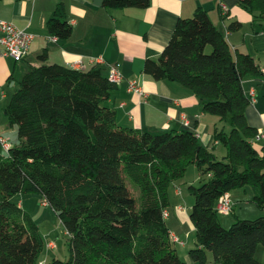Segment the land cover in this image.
<instances>
[{
	"label": "trees",
	"instance_id": "1",
	"mask_svg": "<svg viewBox=\"0 0 264 264\" xmlns=\"http://www.w3.org/2000/svg\"><path fill=\"white\" fill-rule=\"evenodd\" d=\"M148 2L103 0V5ZM238 3L253 21L264 19V0ZM240 25L232 20L227 28ZM46 28L60 38L71 33L58 9ZM38 57L42 62L18 79L3 110L16 126L18 143L0 155V264L43 261L38 226L12 199L28 192L44 198L68 234L69 259L51 264H186L172 247L164 212L169 186L190 164L201 175L198 185H187L196 242L191 258L204 264L208 250L218 264H264L254 256L256 246L264 245V215L237 218L225 227L215 209L220 195L245 185L253 188L252 201L264 207V144H253L256 129L246 120L249 99L241 82L260 70L250 54L231 49L204 9L178 18L143 72L181 83L200 98L205 113L228 122V131L213 132L226 147L222 159L189 129L152 133L118 125L115 111L102 103L116 83L100 67L45 63V51Z\"/></svg>",
	"mask_w": 264,
	"mask_h": 264
},
{
	"label": "crops",
	"instance_id": "2",
	"mask_svg": "<svg viewBox=\"0 0 264 264\" xmlns=\"http://www.w3.org/2000/svg\"><path fill=\"white\" fill-rule=\"evenodd\" d=\"M221 4L227 7L224 14L220 11ZM197 7L207 12L232 50L250 54L259 66L258 74H246L241 82L249 99L245 107L246 120L256 130L264 128V35L259 33L264 27V19L253 21L250 12L240 6L238 0H149L145 7H110L104 6L103 1L95 4L94 0H0V18L12 21L34 35L27 54L21 60L0 56V101L8 98L4 90L6 84L13 78L20 79L25 71L39 65L42 61L38 56L44 51L45 63L66 64L80 69L98 66L105 75L110 64L118 63L123 77L103 101L105 106L115 111L118 125L148 131L189 129L216 156L219 142L213 137L214 129L228 131V122L205 113L200 98L181 83L169 79L155 80L143 72L145 60L157 59L178 18L192 16ZM57 9L61 19L71 26V33L66 38L56 37L46 28V21ZM232 20L241 23L237 30L227 28ZM78 60L80 65L75 64ZM132 78L137 79L144 96L127 90V81ZM0 111L3 110L0 108ZM183 115L187 118V125L183 123ZM13 129L0 112V134H4L10 146L13 144L10 139L15 141V137L9 136H13ZM253 144L260 148L264 140ZM219 150L223 158L226 147L223 145ZM192 171L194 179L186 181L187 185L201 177L197 169L196 173ZM171 185L172 196H178V201L173 202V212L166 208L165 220H172L167 223L171 244L186 264H197L188 253L196 246L194 227L189 219L193 199L189 192H183L177 179ZM177 187L180 188L179 193ZM228 194L233 204L231 212L225 215H232L223 220V224H230L237 218L264 215V207L252 201L251 186L234 188ZM169 201L172 202L170 195ZM17 203L28 211L20 201ZM259 245L254 256L262 261L264 259H260L258 253L264 255V245ZM205 255L204 264H218L210 251L206 250Z\"/></svg>",
	"mask_w": 264,
	"mask_h": 264
},
{
	"label": "rangeland",
	"instance_id": "3",
	"mask_svg": "<svg viewBox=\"0 0 264 264\" xmlns=\"http://www.w3.org/2000/svg\"><path fill=\"white\" fill-rule=\"evenodd\" d=\"M210 49H211V46L207 45L205 48V51L209 52ZM15 79L18 81L19 78L11 79L6 84V86L4 87V90L7 93L8 98L0 101V108L2 110H4V107L6 106V104L9 101V98H10L11 92H12V87H14V85L16 83ZM0 112H1V116L3 117V119L6 122L7 119H6V116L4 115V111H0ZM212 116H215V115H212ZM12 126L14 128L13 129V136L12 135H9V136L15 137V141L13 140V138H11L10 143H13L12 145H15L18 143L17 131H16V126L15 125H12ZM161 131L162 130H152L150 132L159 133ZM219 148H221V149L223 148V145L221 143H219L216 147V157L218 159H220L222 157L221 156L222 151H220ZM5 154H7V149H4L0 145V155H5ZM192 170H194V172L196 173V167H194V165H192V164L188 165L183 176L177 179V182L180 183V187L182 188L183 192H185L186 194H189L188 190H187V182L190 181V179H194L192 177V175H193ZM192 183L194 185H198L200 183V179L197 178L196 180H193ZM248 187L250 188V185H248ZM171 188H172V185L169 186L168 193L170 195V198L172 197V202L170 201L169 205L166 208L171 210V212H173V207H174L173 202L175 203L176 201H178L176 199V197H178V196H174V195L172 196ZM191 197L193 199L192 195H191ZM12 199L14 201H20L21 204H23V207L28 210L29 214L31 215V217L34 219V221L36 222V224L38 226V231L43 238V247H42V250H41L40 255H39V258L43 260V263L44 264H51L53 259H58V260L63 261V262L67 261L69 259V254H70L69 253V245H68V234H67L63 224L59 220L58 216L56 215V213L52 209V207L47 202H45L44 198L39 193H36V192L17 193L14 196H12ZM181 203H183V202H181ZM237 212H239V210ZM231 215L228 216V215H225L222 213H218V217H219L220 222L223 226H225V227L229 226V224H223L222 221L226 220ZM247 219H251V218H247ZM168 222L171 223L172 220L169 221L167 219L166 223H168ZM47 241H52L54 243V246L48 247L46 245ZM259 246H261V245H259ZM258 256L260 257V259H264V258H262V257H264V255H262L261 253H258ZM262 261H264V260H262Z\"/></svg>",
	"mask_w": 264,
	"mask_h": 264
},
{
	"label": "built area",
	"instance_id": "4",
	"mask_svg": "<svg viewBox=\"0 0 264 264\" xmlns=\"http://www.w3.org/2000/svg\"><path fill=\"white\" fill-rule=\"evenodd\" d=\"M220 11L222 14L226 13L227 7L224 4H221ZM259 33L261 35H264V27L260 29ZM33 36H34L33 33L18 27L12 21L0 18V56L1 55L10 56L15 61L21 60L27 54ZM75 64L80 65V61L78 60ZM107 77L109 80L115 83L119 82L122 79L123 76L119 69L118 63L109 65ZM127 90L144 96V91L139 85L137 79L135 78L129 79L127 81ZM182 120L184 125L188 124L185 115L182 116ZM252 140L253 141L264 140V128H260L256 130V132L252 137ZM0 145L4 149L9 148L8 140L1 134H0ZM176 191L179 192V188H176ZM232 204L233 203L228 192H225L217 198L215 203V209L219 213L228 214L232 210ZM164 214L167 215L165 212ZM174 240H176V238H174ZM178 242L181 243L182 241H178ZM47 246L53 247L54 243L52 241H47ZM38 264H43V261H39Z\"/></svg>",
	"mask_w": 264,
	"mask_h": 264
},
{
	"label": "water",
	"instance_id": "5",
	"mask_svg": "<svg viewBox=\"0 0 264 264\" xmlns=\"http://www.w3.org/2000/svg\"><path fill=\"white\" fill-rule=\"evenodd\" d=\"M102 1L103 0H94V3L99 5V4H101Z\"/></svg>",
	"mask_w": 264,
	"mask_h": 264
}]
</instances>
